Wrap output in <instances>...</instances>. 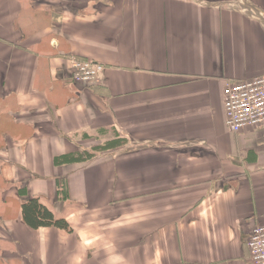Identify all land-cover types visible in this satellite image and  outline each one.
<instances>
[{
  "label": "crops",
  "instance_id": "1",
  "mask_svg": "<svg viewBox=\"0 0 264 264\" xmlns=\"http://www.w3.org/2000/svg\"><path fill=\"white\" fill-rule=\"evenodd\" d=\"M261 74L264 0H0V264H250L264 125L230 131L222 90Z\"/></svg>",
  "mask_w": 264,
  "mask_h": 264
},
{
  "label": "built area",
  "instance_id": "2",
  "mask_svg": "<svg viewBox=\"0 0 264 264\" xmlns=\"http://www.w3.org/2000/svg\"><path fill=\"white\" fill-rule=\"evenodd\" d=\"M72 80L97 83L104 65L90 58L72 56ZM225 124L232 132L264 125V74L247 80L228 81L223 86ZM250 264H264V224L251 228L247 239Z\"/></svg>",
  "mask_w": 264,
  "mask_h": 264
},
{
  "label": "trees",
  "instance_id": "3",
  "mask_svg": "<svg viewBox=\"0 0 264 264\" xmlns=\"http://www.w3.org/2000/svg\"><path fill=\"white\" fill-rule=\"evenodd\" d=\"M122 142L116 141L113 144L119 145ZM105 146H100L102 149ZM93 156V153L84 152L78 155L77 159L86 160ZM74 157V156H72ZM21 217L26 225L36 229L39 227H56L70 231L71 227L64 218L54 216L51 210L45 206L38 197L29 196L25 198L20 205Z\"/></svg>",
  "mask_w": 264,
  "mask_h": 264
}]
</instances>
